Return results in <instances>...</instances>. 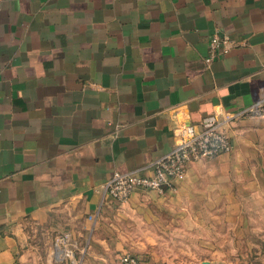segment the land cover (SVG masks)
I'll return each mask as SVG.
<instances>
[{"label":"crops","instance_id":"obj_1","mask_svg":"<svg viewBox=\"0 0 264 264\" xmlns=\"http://www.w3.org/2000/svg\"><path fill=\"white\" fill-rule=\"evenodd\" d=\"M215 33L237 44L207 64ZM261 100L264 0H0V264H103L178 238L217 252L264 201V117L231 121L233 150L165 194L117 202L104 185L152 174L181 124ZM65 232L85 243L71 262Z\"/></svg>","mask_w":264,"mask_h":264},{"label":"built area","instance_id":"obj_2","mask_svg":"<svg viewBox=\"0 0 264 264\" xmlns=\"http://www.w3.org/2000/svg\"><path fill=\"white\" fill-rule=\"evenodd\" d=\"M236 44L237 41L228 35L213 34L205 58L207 64L216 57L229 53ZM240 116L264 117V100L246 106L238 112H228L220 108L205 116L199 124H181L176 128L177 142L174 148L152 163V174L115 171L104 185L105 193L117 202L127 201L138 188L165 194L167 190L175 187L176 181L184 177L189 163L211 159L233 150L228 126ZM55 247L64 258H73L75 255L68 232L57 236ZM120 263L144 264L138 256L129 252L121 255Z\"/></svg>","mask_w":264,"mask_h":264},{"label":"rangeland","instance_id":"obj_3","mask_svg":"<svg viewBox=\"0 0 264 264\" xmlns=\"http://www.w3.org/2000/svg\"><path fill=\"white\" fill-rule=\"evenodd\" d=\"M251 206L255 207V210L251 211L249 227L236 231V238L229 233L233 230L231 225L222 228L221 244H216L217 252L202 249L198 244H189L193 247L189 250L188 243L181 242L179 238L166 248L161 246L163 249L155 245L156 249L141 251L136 247L131 248L129 244L124 250L138 256L145 264H202L203 261H209L210 264H255L258 260L264 261V209L258 208H264V201L255 200ZM196 238L197 236H194L192 240ZM73 245L74 250L80 255L85 243ZM124 250L115 249L112 252L113 256L97 261L103 264H121L120 257ZM152 256L163 257L152 258ZM66 259L71 260V258Z\"/></svg>","mask_w":264,"mask_h":264},{"label":"trees","instance_id":"obj_4","mask_svg":"<svg viewBox=\"0 0 264 264\" xmlns=\"http://www.w3.org/2000/svg\"><path fill=\"white\" fill-rule=\"evenodd\" d=\"M255 264H264V261L263 260H258L255 262Z\"/></svg>","mask_w":264,"mask_h":264},{"label":"water","instance_id":"obj_5","mask_svg":"<svg viewBox=\"0 0 264 264\" xmlns=\"http://www.w3.org/2000/svg\"><path fill=\"white\" fill-rule=\"evenodd\" d=\"M202 264H210L209 261H203Z\"/></svg>","mask_w":264,"mask_h":264}]
</instances>
